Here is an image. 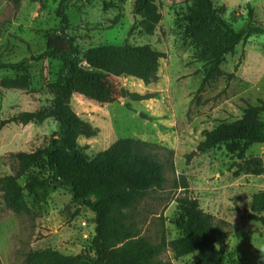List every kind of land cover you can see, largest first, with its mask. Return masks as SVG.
<instances>
[{
  "label": "rangeland",
  "instance_id": "374dc122",
  "mask_svg": "<svg viewBox=\"0 0 264 264\" xmlns=\"http://www.w3.org/2000/svg\"><path fill=\"white\" fill-rule=\"evenodd\" d=\"M62 1L22 0L17 6L0 0V62L15 65L0 69V177L16 172V153L48 145L59 129L54 118L42 123L2 122L52 104L49 84L56 80L62 63L38 57L46 50L48 37L62 28L57 13ZM64 1L70 22L67 33L81 50L103 44H151L167 54L161 59L158 79L150 84L110 75L113 101L97 103L84 96L72 101L80 117L98 130L92 138H79L88 157L120 138L132 137L153 143L150 152L164 164L163 188L151 191L129 210L140 235L153 243L181 236L176 197L186 194V189L176 185L184 177L188 194L197 197L206 212L232 223L223 262L264 264V226L248 219L253 195L264 191V143L252 145L242 160L225 146L187 159L203 140L204 130L237 120L249 104L264 100V33L241 42L226 56L225 74L202 87L206 64L195 58L197 47L184 34L192 0H157L163 19L154 35L135 28L134 0ZM213 2L237 30L250 21V9L251 20L264 27V0ZM75 61L86 64L82 56ZM23 76L29 78L28 89L2 86L6 78ZM123 90L154 97L135 101L124 97ZM261 118L264 122V113ZM239 162L245 170L236 175ZM39 171L33 168L30 173ZM29 174L19 181L25 186L30 212L8 208L0 189V264H26L30 252L43 249L91 252L96 228L92 211L74 203L67 189L28 187ZM219 249L216 245L211 251L217 260ZM160 260L162 264H196L193 255L177 258L169 247L163 249Z\"/></svg>",
  "mask_w": 264,
  "mask_h": 264
},
{
  "label": "trees",
  "instance_id": "16d2710c",
  "mask_svg": "<svg viewBox=\"0 0 264 264\" xmlns=\"http://www.w3.org/2000/svg\"><path fill=\"white\" fill-rule=\"evenodd\" d=\"M20 5L22 0H8ZM135 28L154 35L163 19L157 0H134ZM63 0L57 11L62 28L51 34L46 50L38 58L61 61L62 66L55 81L49 84L54 99L51 105L35 111H24L2 122L42 123L54 118L59 129L52 141L31 152H18L16 172L0 177V189L5 204L17 212H30L24 195L25 186L19 179L33 168L27 186L35 189L54 187L69 190L73 202L86 206L96 215L95 235L88 254H65L56 249L30 252L26 264H162L160 255L169 247L175 257L193 255L196 264H250L247 262L224 263L227 238L232 233V223L206 212L197 197L188 194V182L183 177L177 188L186 194L176 197L180 216L176 220L181 236L168 241L153 243L140 235L136 224L130 220L129 210L148 194L163 188L167 181L166 169L158 154L150 152L153 143L125 137L116 140L109 148L93 158L88 157L79 143L80 137L92 138L98 130L80 117L72 106L74 94L88 100L106 103L114 100L107 77H135L145 84L158 79L160 62L167 54L151 44L133 45L103 44L81 50L74 37L67 33L70 26ZM250 9V21L237 30L215 6L213 0H192L185 16L184 34L196 45L195 58L206 64V76L202 87L225 74L222 65L226 56L250 36L264 33V27L256 25ZM82 56L85 65L75 61ZM14 68L13 64L0 62V69ZM5 88L28 89L26 76L6 78ZM123 96L135 101L148 100L153 94H141L123 90ZM264 100L249 104L241 118L224 122L214 129L203 131V140L196 150L187 155L206 153L218 146L244 159L247 150L256 143H264ZM236 175L245 170L241 162ZM264 191L253 195L249 220L264 226ZM219 245V259L211 251Z\"/></svg>",
  "mask_w": 264,
  "mask_h": 264
},
{
  "label": "crops",
  "instance_id": "0c3cea01",
  "mask_svg": "<svg viewBox=\"0 0 264 264\" xmlns=\"http://www.w3.org/2000/svg\"><path fill=\"white\" fill-rule=\"evenodd\" d=\"M83 99V95H81V94H74V96H73V99H72V101H74V100H82ZM79 206H83V205H81V204H78ZM84 207H86V206H84ZM87 208V207H86ZM88 209V208H87ZM93 213V212H92ZM91 217H93L94 219H95V221H96V215L93 213V215L91 216ZM82 217H81V221H82ZM95 226H96V222H95ZM83 231H85V229L83 228ZM58 250H60V249H58ZM61 252H63L62 250H60ZM64 253V252H63Z\"/></svg>",
  "mask_w": 264,
  "mask_h": 264
}]
</instances>
